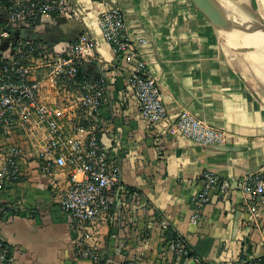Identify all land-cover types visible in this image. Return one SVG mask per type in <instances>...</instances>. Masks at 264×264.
<instances>
[{
    "label": "crops",
    "instance_id": "1",
    "mask_svg": "<svg viewBox=\"0 0 264 264\" xmlns=\"http://www.w3.org/2000/svg\"><path fill=\"white\" fill-rule=\"evenodd\" d=\"M72 1L82 9L79 17L45 15L31 30L44 39L33 42L60 54L69 52L83 32L97 42L95 57H89L82 69L86 80L106 84L97 113L98 137L119 168L121 185L132 194L129 204L114 210L119 224L99 221L86 232L87 243L96 245L102 256L100 264H229L256 250L263 252L262 233L244 225L248 213L239 190L214 189L204 206H197L195 199L204 189L205 172L225 181L264 164V82L252 78L246 63L224 48L228 44L222 43L221 29L192 0H114L113 5L123 10L139 56L148 64V74L158 81L168 111L166 122L150 127L130 88L136 61L118 59L99 29L105 5ZM216 1L221 5L226 0ZM229 1L238 7L245 0ZM248 2L262 17L264 0ZM226 18L230 24L225 31L255 28L232 15ZM5 20L0 13V29ZM143 40L146 45H141ZM42 74L36 72L43 81L42 99L69 108L73 95L43 80ZM183 109L226 131V144L205 147L176 132ZM24 167L22 180L3 196V204L12 209L0 217V238L10 249V264H91L75 255L79 233L71 216L55 202L39 163L27 158ZM56 178L63 187L68 185L66 172ZM141 201L154 206L158 218L169 220L174 233L183 237L187 259L175 260ZM196 213L200 220L194 225Z\"/></svg>",
    "mask_w": 264,
    "mask_h": 264
},
{
    "label": "built area",
    "instance_id": "2",
    "mask_svg": "<svg viewBox=\"0 0 264 264\" xmlns=\"http://www.w3.org/2000/svg\"><path fill=\"white\" fill-rule=\"evenodd\" d=\"M92 1L105 5L99 29L116 57L136 61L130 88L141 117L150 127L166 122L168 111L161 88L148 74L146 60L139 56L123 10L113 5L114 0ZM0 13L6 16L0 29V217L10 215L12 210L3 204L4 193L22 180L25 160L34 159L41 174L49 178L55 202L71 216L79 233L74 242L75 255L91 264H100L102 256L96 245L87 243L86 232L99 221L119 224L114 210L129 204L132 194L121 185L119 168L110 160L98 137L97 113L105 100L106 84L78 81L80 67L89 57H95L92 53L97 50L96 39L83 32L66 54L22 39L3 50L6 40L15 38L23 28L32 29L43 16L79 17L82 9L72 0H0ZM140 43L146 45L145 40ZM39 70L43 71V80L73 95L69 108L42 99L43 81L36 78ZM175 131L205 147L223 146L228 137L226 131L198 119L187 109L180 112ZM60 172L68 174L66 187L56 178ZM202 180L204 189L195 199L197 206L208 204L214 189L219 188L223 193L237 189L245 197L248 219L244 225L264 236V164L241 178L220 181L215 174L205 172ZM141 207L167 241L175 260L187 259L188 246L180 234L174 233L169 220L158 218L156 208L146 201ZM199 220L196 213L192 224L197 225ZM170 232L174 233L172 240L168 239ZM245 256L229 264H264V251L256 250ZM10 257L9 247L0 238V264H10Z\"/></svg>",
    "mask_w": 264,
    "mask_h": 264
},
{
    "label": "bare ground",
    "instance_id": "3",
    "mask_svg": "<svg viewBox=\"0 0 264 264\" xmlns=\"http://www.w3.org/2000/svg\"><path fill=\"white\" fill-rule=\"evenodd\" d=\"M236 2H238V1H236ZM238 5H239L238 7L241 8L242 5L240 3H238ZM221 6H222V9H223L225 15H232L233 18L236 21H238L239 23H243L245 25L247 24V25H251V26L255 27V28H248V29H245V30L240 31V32L239 31H235L236 33L235 32L232 33L233 36H231L229 34L230 30L229 31L221 30V35L223 36V37L222 36L221 37L223 38L225 43L228 42L229 44L231 42H234V41H232L233 39H235V40L239 39V42L235 45V47H239V46L240 47H245V48H242V49L253 48L255 51H257L255 53V55L253 54L254 55L253 59L255 58L256 60H258L260 62V63H258L259 66H260V64L264 63V26L262 24L258 23V22H255L251 18H247V16H245L242 13V11H240L237 7H232L229 1H225L224 3H221ZM255 65H256V61H255ZM261 69L262 68H260V70H258V69L257 70H258V73H260V77L261 76L263 77L264 76V72H262ZM257 70H256V72H257ZM262 79L263 78H261V80Z\"/></svg>",
    "mask_w": 264,
    "mask_h": 264
},
{
    "label": "water",
    "instance_id": "4",
    "mask_svg": "<svg viewBox=\"0 0 264 264\" xmlns=\"http://www.w3.org/2000/svg\"><path fill=\"white\" fill-rule=\"evenodd\" d=\"M196 7L218 28L221 30H226L230 24V20L226 18V15L222 9V6L216 0H192ZM260 23V22H258ZM262 24V23H260ZM264 26V24H262ZM19 39L22 40H30V41H44V39L40 38L35 31L31 29H21L19 34L16 35L15 38H11L7 41V43L3 46V48L8 47L9 44L13 46L16 45ZM169 239L172 240L174 238V233H169Z\"/></svg>",
    "mask_w": 264,
    "mask_h": 264
},
{
    "label": "rangeland",
    "instance_id": "5",
    "mask_svg": "<svg viewBox=\"0 0 264 264\" xmlns=\"http://www.w3.org/2000/svg\"><path fill=\"white\" fill-rule=\"evenodd\" d=\"M226 1H229V0H226ZM230 2V1H229ZM230 4H231V6L232 7H235V5L232 3V2H230ZM242 6H241V8L240 7H237L240 11H242V13L245 15V16H247V18H251V19H253L255 22H260V23H262V24H264V14H262V17H261V14L259 13V12H254V11H252V9H251V7H250V5H249V2H248V0H245V1H243L242 2V4H241ZM261 12H264V10L263 11H261ZM231 36H233V34L231 33V31H230V33H229ZM247 39V38H246ZM232 41H234V42H231L230 44L227 42V44H228V46H226V44H224L225 46H224V48L225 49H227V51L228 50H230L234 55H236V56H239L241 59H242V61H244L245 63H246V65L249 67V70H250V73H251V75H252V78L254 77V79L257 81V82H264V76L262 77H260V73H258V70H260V68H262L261 69V71L262 72H264V63H262V64H260V66H259V64L258 63H260L258 60H256L255 58L253 59V56L255 55V53L257 52V51H255L253 48H246V49H242V48H245V47H235V45L239 42V39H237V40H235V39H233ZM223 42H225L223 39H222V43ZM236 49V50H235ZM252 50V51H251ZM251 53V54H250ZM254 54V55H253ZM244 55V56H243ZM246 55V56H245ZM253 60V61H252ZM255 61H256V65H255ZM258 61V62H257ZM255 66V67H254ZM263 66V67H262ZM253 67V68H252ZM260 67V68H259ZM255 68V69H254ZM253 69V70H252ZM258 69V70H257ZM256 70H257V72H256ZM253 71V72H252ZM256 73V74H255ZM259 74V75H258ZM256 75V76H255ZM259 76V77H258ZM260 79V81L258 80V78ZM261 78H263L262 80L263 81H261Z\"/></svg>",
    "mask_w": 264,
    "mask_h": 264
},
{
    "label": "trees",
    "instance_id": "6",
    "mask_svg": "<svg viewBox=\"0 0 264 264\" xmlns=\"http://www.w3.org/2000/svg\"><path fill=\"white\" fill-rule=\"evenodd\" d=\"M39 22L40 21H38L37 23H36V25L35 26H37L38 24H39ZM35 26L33 27V28H35ZM87 79V77H86V75L83 73V69H82V67H80V72H79V75H78V81L79 82H83V81H85ZM124 264H137L135 261H133V262H130V261H127V262H125Z\"/></svg>",
    "mask_w": 264,
    "mask_h": 264
}]
</instances>
